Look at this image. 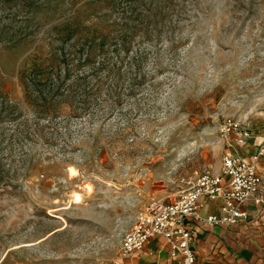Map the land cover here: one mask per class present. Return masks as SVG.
I'll use <instances>...</instances> for the list:
<instances>
[{
  "label": "rangeland",
  "instance_id": "1",
  "mask_svg": "<svg viewBox=\"0 0 264 264\" xmlns=\"http://www.w3.org/2000/svg\"><path fill=\"white\" fill-rule=\"evenodd\" d=\"M263 108L264 0H0V264H143L137 214Z\"/></svg>",
  "mask_w": 264,
  "mask_h": 264
},
{
  "label": "built area",
  "instance_id": "2",
  "mask_svg": "<svg viewBox=\"0 0 264 264\" xmlns=\"http://www.w3.org/2000/svg\"><path fill=\"white\" fill-rule=\"evenodd\" d=\"M264 115V108L262 109ZM228 138L232 131L239 135L237 144L246 143L248 129L229 120L222 127ZM264 157V141L249 159L231 152L223 155L220 171L198 173L190 185L171 201L152 198L123 233L120 252L124 256L140 253L153 239L162 238L168 247V259L161 264H195L193 243L196 231L190 221L211 224H235L248 217L245 204H264V176L259 163ZM222 199L220 214H202L205 201Z\"/></svg>",
  "mask_w": 264,
  "mask_h": 264
},
{
  "label": "crops",
  "instance_id": "3",
  "mask_svg": "<svg viewBox=\"0 0 264 264\" xmlns=\"http://www.w3.org/2000/svg\"><path fill=\"white\" fill-rule=\"evenodd\" d=\"M254 129H259V135L264 136V128L254 126ZM260 136L250 132L246 143H236L232 153L249 159L264 141ZM263 161L264 157L259 163V169L264 176ZM222 205L220 198L205 201L201 213L220 214ZM245 209L248 217L235 224L190 221L196 231L193 243L197 257L195 264H264V204L257 205L249 201ZM139 254L143 264H161L168 259V247L162 238H156L136 255Z\"/></svg>",
  "mask_w": 264,
  "mask_h": 264
},
{
  "label": "bare ground",
  "instance_id": "4",
  "mask_svg": "<svg viewBox=\"0 0 264 264\" xmlns=\"http://www.w3.org/2000/svg\"><path fill=\"white\" fill-rule=\"evenodd\" d=\"M72 173L74 174V173H76V171L74 170V169H72ZM77 199V198H76ZM78 200V199H77Z\"/></svg>",
  "mask_w": 264,
  "mask_h": 264
}]
</instances>
